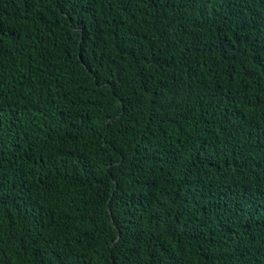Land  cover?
Wrapping results in <instances>:
<instances>
[{"label":"trees","instance_id":"obj_1","mask_svg":"<svg viewBox=\"0 0 264 264\" xmlns=\"http://www.w3.org/2000/svg\"><path fill=\"white\" fill-rule=\"evenodd\" d=\"M0 264H264V0H0Z\"/></svg>","mask_w":264,"mask_h":264}]
</instances>
